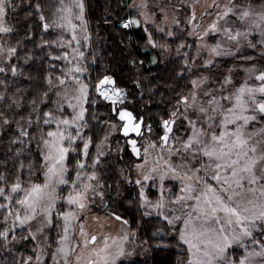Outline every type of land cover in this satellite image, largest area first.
Masks as SVG:
<instances>
[{
	"label": "rangeland",
	"instance_id": "1",
	"mask_svg": "<svg viewBox=\"0 0 264 264\" xmlns=\"http://www.w3.org/2000/svg\"><path fill=\"white\" fill-rule=\"evenodd\" d=\"M250 1L123 0L131 14L119 26L141 29L150 67L157 61L154 51L160 62L179 61L190 75L189 93L168 110L157 140L153 126L143 124L134 160L116 118L95 116L96 109L86 118L87 104L96 107L99 100L136 117L141 109L124 88L115 96L105 86L104 98L97 96V85L108 76L94 86L83 78L82 9L79 0H67L60 18L74 47L69 76L56 93L66 114L56 116L41 140L40 183L17 191L16 206L6 207L34 245L24 264H129L143 258L146 244L124 217L131 194L144 217L166 225L167 233L157 231L155 239L176 238L184 264H264V4ZM3 32L0 0V65L6 60ZM91 120L104 126L95 145L85 135ZM169 122L172 131L162 145ZM68 156L75 158L71 170ZM112 160L119 187L114 204L113 185L101 175ZM120 199L122 208L115 206Z\"/></svg>",
	"mask_w": 264,
	"mask_h": 264
},
{
	"label": "trees",
	"instance_id": "2",
	"mask_svg": "<svg viewBox=\"0 0 264 264\" xmlns=\"http://www.w3.org/2000/svg\"><path fill=\"white\" fill-rule=\"evenodd\" d=\"M79 2L86 34V41L80 42L85 45L81 58L83 78L90 86L105 76L113 78L115 87L124 88L129 99L137 102L144 125L153 126L157 140L161 135L159 125L167 118L168 110L190 91L189 73L179 61L160 62L154 51L157 61L150 67L148 57L142 55L148 47L141 29L119 26L131 14L123 0ZM250 2L264 4V0ZM66 4L67 0H1V45L6 60L0 65V264H24L34 256L33 243L25 237V230L8 217L6 207L12 210L16 206L20 198L17 191L40 183L41 140L53 128L51 122L56 116L66 112L56 95L65 76H69L68 52L74 47L60 18ZM260 61L264 67V59ZM98 103L96 107L87 104V120L90 110L96 109L95 116L116 122L111 113L115 104ZM103 128L89 121L85 135L92 145L98 142ZM74 161V156H68L70 170ZM112 163L101 175L113 185L110 203L114 204L112 196L116 197L119 187L115 186L118 178ZM11 189L15 190L13 196ZM128 197L133 202L129 213L124 214L128 230L148 249L143 258L129 264H184L185 255L177 250L176 238L167 235L157 240L152 236L160 230L166 234V225L144 217L134 195ZM115 206L122 208L121 199Z\"/></svg>",
	"mask_w": 264,
	"mask_h": 264
},
{
	"label": "water",
	"instance_id": "3",
	"mask_svg": "<svg viewBox=\"0 0 264 264\" xmlns=\"http://www.w3.org/2000/svg\"><path fill=\"white\" fill-rule=\"evenodd\" d=\"M108 86L112 89L113 94L117 96L119 94V89L115 88V82L113 78H109L106 82H100L96 87V95H100V89ZM102 99L104 98L101 96ZM112 115L115 116L116 120L121 124L119 128V135L125 139L127 145V150L134 160L139 159V147L137 146V139L142 135V117L136 118L135 114L129 108L116 109L112 106ZM173 127V122H170L165 135L162 137V145H165L169 135L171 134ZM116 219L122 220L116 215H113Z\"/></svg>",
	"mask_w": 264,
	"mask_h": 264
},
{
	"label": "flooded vegetation",
	"instance_id": "4",
	"mask_svg": "<svg viewBox=\"0 0 264 264\" xmlns=\"http://www.w3.org/2000/svg\"><path fill=\"white\" fill-rule=\"evenodd\" d=\"M137 118H139V117H137ZM143 124H144V122H143ZM142 124V129L144 128V125Z\"/></svg>",
	"mask_w": 264,
	"mask_h": 264
}]
</instances>
